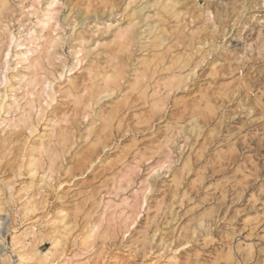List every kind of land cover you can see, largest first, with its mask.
<instances>
[{"label":"rangeland","instance_id":"rangeland-1","mask_svg":"<svg viewBox=\"0 0 264 264\" xmlns=\"http://www.w3.org/2000/svg\"><path fill=\"white\" fill-rule=\"evenodd\" d=\"M145 3L158 7L138 9ZM33 4L8 0L0 14V71L9 67L0 89L8 262L37 264L59 238L54 264H264V0H39L35 12ZM113 4L115 12L101 7ZM46 14L59 29L44 27ZM134 21L131 50L122 52L113 41ZM13 29L24 43L6 57ZM49 35L93 41L85 46L92 50L75 71L70 59L67 71L64 61L40 59L38 86L21 88L33 69L19 53ZM48 81L55 103L36 122L26 93ZM85 92L80 107L69 98ZM22 96V108L13 106ZM88 103L94 113L85 122ZM22 114L32 126L12 129L9 119ZM52 128L59 139L49 144ZM164 163L145 207L144 181ZM25 231L36 235L23 246Z\"/></svg>","mask_w":264,"mask_h":264},{"label":"snow or ice","instance_id":"snow-or-ice-1","mask_svg":"<svg viewBox=\"0 0 264 264\" xmlns=\"http://www.w3.org/2000/svg\"><path fill=\"white\" fill-rule=\"evenodd\" d=\"M39 3V0H36V4H33L32 9H30V11L35 12V9L37 7V4ZM57 3H59V0H57ZM9 5L5 2V0H0V11H2L5 8H8ZM20 7H24L23 5H20ZM49 7H55V5H50ZM101 7L103 8H107V7H111L113 12H115L116 10V6L115 4L113 5H101ZM127 7L128 8H132L133 7V3L132 2H127ZM150 7H158V5H154V4H150V3H145L143 5H139V8H150ZM200 7H204L203 5H200ZM91 9V6H89V10ZM54 15V14H53ZM208 16L211 18L212 14L209 12ZM46 20L49 21V23L52 24L53 27H55L56 29L60 28V25L58 22H56L53 19L52 15H45L44 17ZM136 23H138V21H134L133 23H130L128 25V27L124 30H122L118 35H117V39L115 41H113L114 44H118L119 47L121 48L122 52H127L131 50V39H132V34H133V29L136 26ZM49 25L46 23L44 25L45 28H47ZM111 26H109L110 29ZM4 31H7V29H4ZM22 31V29H21ZM72 31L74 32L75 30L72 29ZM96 36H99L100 33H95ZM24 43V37H20L19 39L17 38V35L15 34V29H13L10 32H7V37L4 39V50L8 53V55H11L12 52V45H19ZM93 41H88V40H84V41H75V43L73 42L72 38L70 36H59L57 35L56 38L54 40L51 41L47 52H48V58H49V67L52 66V63L54 62H62L65 61L66 59H70L72 61V70L75 71L78 67V65L80 63L86 62L83 60V57L85 56V51H86V45H90L92 44ZM77 44H79V48H77ZM95 46L98 48L99 44L96 43ZM60 49H64L65 51L63 53H61L59 50ZM91 48H88L87 51H91ZM38 67H39V63H38ZM65 71H67L68 65L65 64ZM44 70V69H42ZM46 71V70H45ZM27 79V78H25ZM45 79L47 80V77H45ZM60 79H64L63 76L60 77ZM113 79H115V81L118 83L120 80V76L116 75L115 77L113 76H109L108 80L109 82H112ZM71 83V81H70ZM9 84V80H8V76H7V69L0 71V89H6L8 87ZM45 88L47 89V92L45 93L47 99L43 101V107L37 109L35 107H33V112H34V119L36 122H39L41 119H43L45 112H44V107H50L52 103H55V101L53 100V96L55 95V93L52 92V88H53V84L51 81H48L45 84ZM87 92L83 93L82 95H69V98L73 101L74 104H76L77 107H80L81 105V100H82V96H86ZM3 100H4V94L2 91H0V113H2L5 109H4V104H3ZM94 113V105L92 103H88L87 106L85 107V112L84 115L82 117L83 121L87 122L90 120L91 116ZM99 119V117H97ZM60 123H67V119H63L59 121ZM104 124L107 126L108 124L111 123V118H104ZM29 131H31V128L28 129ZM92 128H89L88 131L89 133L92 132ZM45 151V149L43 147H41L39 149V152L41 154H43ZM169 164L168 163H164L163 165H160L159 167L155 168L154 170H152L148 175L146 180L144 181V184L146 185L145 188V194H144V199H143V204L146 207L147 203H148V194H150L152 192V186L150 181H152V179L154 177H157L158 174H160L162 171H164L165 169L169 168ZM135 171H139V169L137 168ZM128 182L131 184L132 180L134 179V173L130 172L129 176H128ZM97 231H99V228H97ZM94 235V234H93ZM8 264H18V262L16 261H9Z\"/></svg>","mask_w":264,"mask_h":264},{"label":"bare ground","instance_id":"bare-ground-1","mask_svg":"<svg viewBox=\"0 0 264 264\" xmlns=\"http://www.w3.org/2000/svg\"><path fill=\"white\" fill-rule=\"evenodd\" d=\"M10 1V0H9ZM5 2L8 4V0H5ZM5 9H10V8H5ZM5 9H3V10H5ZM2 10V11H3ZM2 11H0V14H2V13H4V12H2ZM7 11V10H6ZM49 12V11H48ZM51 14V13H50ZM2 18H3V16H2ZM1 18V19H2ZM47 21V20H46ZM43 22V21H42ZM57 22V21H56ZM1 23V22H0ZM2 23H3V21H2ZM49 26L48 27H50V23H49V21H47L46 22ZM5 25V24H4ZM3 25V26H4ZM2 26V27H3ZM6 26H8V25H6ZM54 27L51 25V27H50V29H51V32L53 31V30H55V29H53ZM1 29V28H0ZM49 29V30H50ZM126 29V28H125ZM120 33V32H119ZM48 34V33H47ZM50 34V33H49ZM48 36V35H47ZM35 38H37V37H35ZM56 37L54 36H50L49 35V37H44V39H45V44L44 43H42V44H37L36 45V47L35 48H33V49H29L28 51H25V52H20L19 53V56H20V58H21V62H26L27 63V65L25 66L26 67V69L27 70H30L31 71V69H33V73L31 74L32 76H28L27 74H23L22 76H21V78H20V84H21V88H24V87H27V86H29V85H33V87L35 88L36 86H38V84H39V80L37 79V77H39V74H37L38 72H37V70H38V68L39 67H41L42 65L40 64V62H39V60L40 59H43V58H46V59H49L48 58V52H47V49H48V47H49V45H50V43H51V41L52 40H54ZM38 39H40V38H38ZM35 41V40H34ZM34 41H32V42H34ZM32 42H30L31 44H32ZM37 42V41H36ZM35 42V43H36ZM38 43H40V42H38ZM34 44V43H33ZM87 52V51H86ZM87 55V54H86ZM7 56H9L8 55V53H6V57ZM43 61V60H42ZM41 61V62H42ZM38 63H39V67H38ZM66 64V62L64 61L63 62V66ZM68 64V63H67ZM62 69H64V71H65V67L63 68V67H61ZM6 69H9V67H8V65H7V67H6ZM42 69V68H41ZM29 71V72H30ZM62 72V71H61ZM106 72V71H105ZM119 72V71H118ZM71 73H72V71H71ZM60 75L59 76H63V73H59ZM103 75V74H102ZM110 75H112L111 73H110ZM106 77V76H105ZM25 78H27V79H25ZM40 78V77H39ZM106 78H104V80H105ZM41 81V80H40ZM15 89H17V88H15ZM15 91H17V90H15ZM44 92H45V88H43V87H41L40 88V90H38L37 91V93H36V95H35V92L34 91H30V92H27L26 94H30V97H29V99H27V102L25 103L26 105L27 104H30V107L32 106V109H33V107H35V101H36V97H37V99L39 100V97L40 96H42L43 94H44ZM25 93V92H24ZM25 94V95H26ZM73 95V94H72ZM24 98H26L25 96H22L21 98H18V97H14L13 98V106L15 105L16 106V108H22V106H21V100H23ZM37 100V101H38ZM4 101V100H3ZM4 103V102H3ZM29 107V108H30ZM26 110V109H25ZM31 110V109H30ZM29 114H30V111H29ZM29 114H28V116L27 115H25V114H22L20 117H18V118H14V119H9V121H11L10 122V127H12V129H14V130H16V129H18L19 127H21V125L22 124H25L26 126L28 125V126H32V122H29L28 120V118H29ZM31 115V114H30ZM28 122V123H27ZM32 123V124H31ZM23 126V125H22ZM29 128V127H28ZM56 129H51V131H49L50 133H48V137L47 138H49V144L53 141V139H55V137L56 136H58V135H56ZM67 134V133H66ZM65 134V136H67ZM56 138H58L59 139V137H56ZM62 138V137H61ZM65 138L66 137H63V140H65ZM43 139H45V138H43ZM42 139V140H43ZM58 139L56 140V141H58ZM62 140V141H63ZM61 141V140H60ZM47 142V143H48ZM41 147H43L44 149H45V151H44V153L47 151L46 149H47V147H48V145H47V147H46V145L41 141L40 142V145L38 144V148H37V152H38V154L40 155V156H42L43 154H41L40 152H39V149L41 148ZM50 149V148H49ZM53 151V149L51 150V152ZM36 154V153H35ZM53 154V153H52ZM55 154V153H54ZM50 155V154H49ZM57 155V154H56ZM39 157V156H38ZM50 158H51V155H50ZM52 160L54 159V156H53V158H51ZM38 160H41L40 158L38 159ZM32 168H36L37 169V165L39 164V161H36L35 160V157H34V159L32 160ZM41 164V163H40ZM51 167V166H50ZM32 171H34V170H32ZM35 172V171H34ZM34 172H32V173H34ZM37 172V171H36ZM6 212V208H5V206H4V204H3V202L0 200V261H2V262H4V264H7V262H8V256L3 252V248H2V245H3V243L5 242V235H4V233H3V228H2V225H3V214ZM34 228V227H33ZM30 235H33V237H35L34 235H36L35 234V232H32V231H30V232H27V231H25V232H23L22 233V235L19 237V238H17V242H19V243H21L23 246H25V244L27 243V239H28V236H30ZM39 237V236H38ZM56 241L54 242V244H53V246H52V248L51 249H49L47 252H45L44 254H42V253H40L41 255H39V258H38V260L36 261L37 262V264H54V262H55V259H52L53 257H54V250L56 249V247L61 243V240L58 238V239H55ZM33 241V240H32ZM35 241V240H34ZM36 245V244H35ZM57 251V250H56ZM37 253H38V251H37ZM230 254V253H229ZM38 255V254H37ZM53 255V257L52 258H50L51 256Z\"/></svg>","mask_w":264,"mask_h":264}]
</instances>
